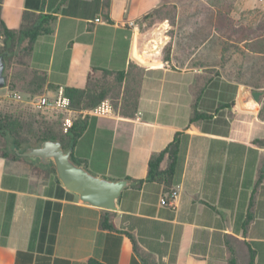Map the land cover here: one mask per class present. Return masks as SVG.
<instances>
[{
  "label": "crops",
  "instance_id": "1",
  "mask_svg": "<svg viewBox=\"0 0 264 264\" xmlns=\"http://www.w3.org/2000/svg\"><path fill=\"white\" fill-rule=\"evenodd\" d=\"M0 6L11 31L50 18L49 32L36 38L25 64L4 72L0 101L10 92L51 94L57 87H104L109 98L116 88L122 99L140 80L133 115L118 108L114 116L88 119L74 142L72 158L92 174L144 180L150 156L179 134L169 189L178 192L174 206L160 205L162 182L136 187L128 180L116 211L59 196L50 166L22 157L11 138L0 137V264H178L182 257L184 264H228L226 235L250 246L253 264H264V145L255 144L264 140V0L188 6L183 0H1ZM32 73L43 79L39 87ZM194 109L205 118L190 123ZM12 112L23 125L22 109ZM166 166L167 156L160 167ZM47 202L60 204L51 255L46 239L39 243ZM102 218L112 229L100 228Z\"/></svg>",
  "mask_w": 264,
  "mask_h": 264
},
{
  "label": "trees",
  "instance_id": "2",
  "mask_svg": "<svg viewBox=\"0 0 264 264\" xmlns=\"http://www.w3.org/2000/svg\"><path fill=\"white\" fill-rule=\"evenodd\" d=\"M1 3V0H0ZM50 18L48 17H39L38 21L29 28H22L18 31L9 30L1 18V6H0V35L2 38V44L0 45V56L3 59L4 66L7 68L11 64L12 60H18L19 65L25 64V59L29 55L32 45L36 38L42 34H47L49 29L47 27ZM264 38V37H263ZM264 40V39H263ZM164 60H169V48L164 49ZM32 84L39 87L42 84L43 79L38 77L36 73H32ZM133 84L136 93L134 96H131L130 93L125 94L121 99V102H118L117 99H112L115 110L118 109L120 105V115H133L136 111L137 99H138V88L140 86V80L134 78ZM66 95L71 101V107L78 111H88L95 105H97L101 100L105 99L108 96V90L104 87L95 88L92 90H79V89H65ZM233 104V103H231ZM204 115L198 114L195 109L190 118V123L204 119ZM260 118L264 120V107L260 111ZM86 116H79L78 119L74 122L73 126L68 130L67 133H62L59 128L46 127L39 128L36 127V131L30 134V139L21 135L23 129L20 124L19 117L16 119L9 115H4L0 111V137L4 140L11 138L13 141V147L18 151L21 149V144L27 147H36L44 141L57 140L61 143L62 148L66 151L72 149L76 139L82 134L87 124ZM28 136V137H29ZM178 144H179V134H176L171 141V143L161 152L152 154L148 161V170L147 175L144 180H130L133 186L139 187L143 182L158 181L162 182L165 185V191L168 192L172 187L173 176L176 168V162L178 159ZM255 144L264 145L263 141H256ZM23 148V149H25ZM23 151V150H20ZM167 156V166L165 169H161L160 165L164 157ZM76 161V160H74ZM76 163L81 164V162L76 161ZM50 171L55 173L54 166L50 165ZM58 195L63 196L68 200H72L74 195L68 192H65L63 188L58 184L57 187ZM53 206L56 209L57 213H52V216L49 217L50 207ZM60 204L47 202L45 204L44 213L42 217V224L39 230V243H42L45 239L48 243L46 251L49 255L52 254V248L55 240V235L57 231V223L59 217ZM47 221H50L49 227H47ZM99 226L101 229H112L111 225L108 223L106 218L100 220ZM48 229V230H47ZM48 232V233H47ZM226 248L231 254L228 264H253V251L250 246L244 242L240 241L232 236L226 235L224 238ZM133 242L134 253L138 254V247ZM69 264V262H64ZM88 264H99L95 260L90 259ZM178 264H184L183 257Z\"/></svg>",
  "mask_w": 264,
  "mask_h": 264
},
{
  "label": "water",
  "instance_id": "3",
  "mask_svg": "<svg viewBox=\"0 0 264 264\" xmlns=\"http://www.w3.org/2000/svg\"><path fill=\"white\" fill-rule=\"evenodd\" d=\"M5 66L0 56V89L6 86ZM72 150H64L57 140L44 141L36 147H27L17 154L34 158L42 166H54L55 176L60 185L75 195L82 204L99 209L116 211L120 195L130 186L126 179L109 180L92 174L72 158Z\"/></svg>",
  "mask_w": 264,
  "mask_h": 264
},
{
  "label": "built area",
  "instance_id": "4",
  "mask_svg": "<svg viewBox=\"0 0 264 264\" xmlns=\"http://www.w3.org/2000/svg\"><path fill=\"white\" fill-rule=\"evenodd\" d=\"M94 22L99 23L100 19L96 18ZM7 97L11 102L23 106L32 114V120L36 127L41 129L46 127L59 128L64 134L81 115L91 119L116 114L111 101L107 98L101 100L88 111L73 109L63 87H57L51 94L23 96L16 92H10ZM23 108L21 107V109ZM177 195L176 189L165 192L160 200V205L173 207Z\"/></svg>",
  "mask_w": 264,
  "mask_h": 264
},
{
  "label": "rangeland",
  "instance_id": "5",
  "mask_svg": "<svg viewBox=\"0 0 264 264\" xmlns=\"http://www.w3.org/2000/svg\"><path fill=\"white\" fill-rule=\"evenodd\" d=\"M183 2H184V6H188V4H190L191 0H183ZM261 27L263 28V32H264V18L261 21ZM1 44H2V38H1V35H0V45ZM12 64H18V60H16V59L12 60L11 64H9V66L7 68H5L6 74L8 73L7 72V69H9ZM6 84H7V77H6ZM135 88L136 87H134V84H133L132 88L129 91V93L131 94V96H134L135 95V93H136ZM118 92H119L118 89L113 88V90H111V92H109V94H110V96L113 99H117L118 102H121V99H119L120 97L118 95ZM29 96H33V95H29ZM107 99H109L111 101V103H112V105L114 107V104H113L112 99L109 98L108 96H107ZM0 105H2L1 106L2 108L0 107V111L4 115H6V116L9 115L11 117H14L15 119L18 117V115H16L15 113H13L12 110L14 111V109H19L21 107L23 108V106L11 102L8 98H7V101H5V102L1 100L0 101ZM118 108L120 109V106ZM22 111L25 114L24 117H23L24 120H22V117H21V120L23 122L22 128L24 129V131H25V133L27 135H30L31 131L33 130V132H34V130H35L33 127L30 126L31 123L29 121V120H32V116H31L32 114H30V112L27 111L24 108L22 109Z\"/></svg>",
  "mask_w": 264,
  "mask_h": 264
}]
</instances>
